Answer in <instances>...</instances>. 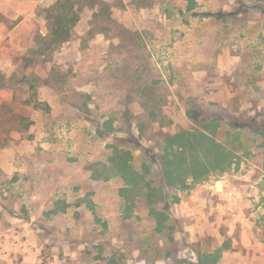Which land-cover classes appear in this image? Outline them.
<instances>
[{
    "label": "rangeland",
    "instance_id": "obj_1",
    "mask_svg": "<svg viewBox=\"0 0 264 264\" xmlns=\"http://www.w3.org/2000/svg\"><path fill=\"white\" fill-rule=\"evenodd\" d=\"M0 264H264V0H0Z\"/></svg>",
    "mask_w": 264,
    "mask_h": 264
},
{
    "label": "trees",
    "instance_id": "obj_2",
    "mask_svg": "<svg viewBox=\"0 0 264 264\" xmlns=\"http://www.w3.org/2000/svg\"><path fill=\"white\" fill-rule=\"evenodd\" d=\"M50 38L55 44L67 42L71 35V28L76 22L74 17H65L62 15L51 14Z\"/></svg>",
    "mask_w": 264,
    "mask_h": 264
},
{
    "label": "crops",
    "instance_id": "obj_3",
    "mask_svg": "<svg viewBox=\"0 0 264 264\" xmlns=\"http://www.w3.org/2000/svg\"><path fill=\"white\" fill-rule=\"evenodd\" d=\"M43 87H44V86H43ZM46 87L48 88V85H46L45 88H46ZM8 94H10V95L12 96V92H11V93H8ZM211 188H213V190H215V192L218 194V191H216V189H214V188H216L215 186H212Z\"/></svg>",
    "mask_w": 264,
    "mask_h": 264
}]
</instances>
